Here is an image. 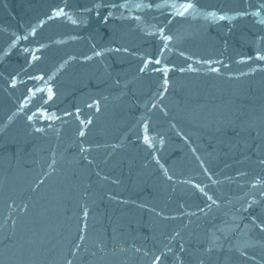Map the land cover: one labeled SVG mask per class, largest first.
Returning a JSON list of instances; mask_svg holds the SVG:
<instances>
[{"label": "water", "instance_id": "95a60500", "mask_svg": "<svg viewBox=\"0 0 264 264\" xmlns=\"http://www.w3.org/2000/svg\"><path fill=\"white\" fill-rule=\"evenodd\" d=\"M0 264H264V0H0Z\"/></svg>", "mask_w": 264, "mask_h": 264}]
</instances>
